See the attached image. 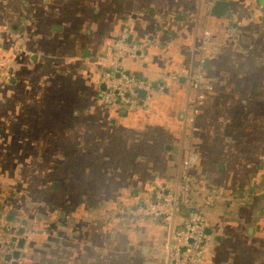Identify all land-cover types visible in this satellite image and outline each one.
<instances>
[{"label":"crops","instance_id":"0c3cea01","mask_svg":"<svg viewBox=\"0 0 264 264\" xmlns=\"http://www.w3.org/2000/svg\"><path fill=\"white\" fill-rule=\"evenodd\" d=\"M220 1L205 18L203 0H0V221L28 233L0 264H168L167 225L117 209L173 187L189 156L194 195L215 196L199 264H264V0ZM203 23L216 44L193 133L198 94L184 75L146 107L100 102L123 25L146 44L123 66L157 81L195 69Z\"/></svg>","mask_w":264,"mask_h":264},{"label":"built area","instance_id":"2783aa9c","mask_svg":"<svg viewBox=\"0 0 264 264\" xmlns=\"http://www.w3.org/2000/svg\"><path fill=\"white\" fill-rule=\"evenodd\" d=\"M216 0H203L201 12L205 18L211 16V10ZM260 14L264 15V5L260 7ZM225 35L233 38L240 26L237 20H229L225 23ZM128 27L123 25L117 37L108 44V55L102 60L106 62V69L101 73L98 83L103 85L100 94V102L112 108L135 109L146 107L147 100L154 93L163 92L173 81L180 76H186L190 87L196 92L198 102L192 104L187 120L190 132L196 130L194 117L198 104L202 99L201 91L208 89L203 65L207 55L216 44L212 30L202 24L197 46L198 59L195 69L185 75L184 70H173L166 76L153 81L142 78L129 72L123 66V60L127 57L141 58L145 55L146 44H133L128 42ZM150 42H147L149 45ZM143 92L140 97L139 92ZM194 156L184 159L180 165L178 180L173 187L157 185L150 194L143 196L136 204L122 205L117 209L120 218H140L163 221L169 231V239L166 245V260L168 264H199L201 260L211 254L212 242L206 233V221L201 213V208L211 205L215 196L207 194L194 195L191 186L190 168L194 164ZM20 222L14 224L3 218L0 221V262L10 263L17 260L14 252H19V240L28 236Z\"/></svg>","mask_w":264,"mask_h":264},{"label":"water","instance_id":"95a60500","mask_svg":"<svg viewBox=\"0 0 264 264\" xmlns=\"http://www.w3.org/2000/svg\"><path fill=\"white\" fill-rule=\"evenodd\" d=\"M216 5H215V8H217V6H224L225 5V2H221L220 0H216ZM143 92L141 91V92H139V95H140V97H142L143 96ZM23 227L22 228H20L19 229V232H23ZM23 240L21 239V240H19V242H18V245L21 247L22 246V244H23ZM19 255V252H14V254H13V256L14 257H17Z\"/></svg>","mask_w":264,"mask_h":264}]
</instances>
